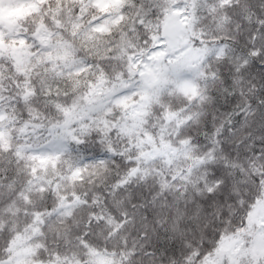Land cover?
<instances>
[{
  "label": "snow or ice",
  "instance_id": "obj_1",
  "mask_svg": "<svg viewBox=\"0 0 264 264\" xmlns=\"http://www.w3.org/2000/svg\"><path fill=\"white\" fill-rule=\"evenodd\" d=\"M0 264H264V0H0Z\"/></svg>",
  "mask_w": 264,
  "mask_h": 264
}]
</instances>
